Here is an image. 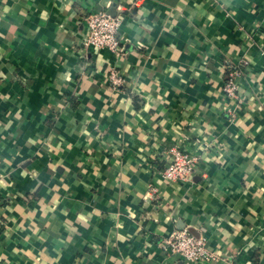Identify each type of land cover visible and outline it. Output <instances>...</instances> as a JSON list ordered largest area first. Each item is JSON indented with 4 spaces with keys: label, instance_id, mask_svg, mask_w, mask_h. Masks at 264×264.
<instances>
[{
    "label": "crops",
    "instance_id": "obj_1",
    "mask_svg": "<svg viewBox=\"0 0 264 264\" xmlns=\"http://www.w3.org/2000/svg\"><path fill=\"white\" fill-rule=\"evenodd\" d=\"M92 11L122 55L83 45ZM183 227L219 258L165 253ZM0 264H264V0H0Z\"/></svg>",
    "mask_w": 264,
    "mask_h": 264
},
{
    "label": "built area",
    "instance_id": "obj_2",
    "mask_svg": "<svg viewBox=\"0 0 264 264\" xmlns=\"http://www.w3.org/2000/svg\"><path fill=\"white\" fill-rule=\"evenodd\" d=\"M119 9H123L119 5ZM86 32L82 43L85 47L105 49L115 57L123 54L119 29L122 23L120 14L110 15L103 11H92L84 19ZM246 69V63L240 61L235 65H225V80L223 91L230 98L227 112L231 117L235 116V107L242 103L239 93V78ZM108 79L117 85L123 83V78L114 68L109 69ZM166 162L158 171L160 177L170 183H187L191 181L195 169L198 167L201 157L189 149L177 144L170 146L165 151ZM161 247L167 254L180 257L185 263L213 262L219 255L210 250L207 241L201 235H196L189 228H174L163 238Z\"/></svg>",
    "mask_w": 264,
    "mask_h": 264
}]
</instances>
